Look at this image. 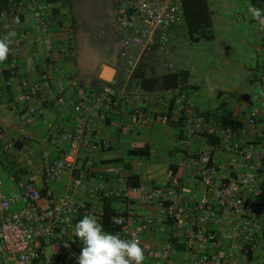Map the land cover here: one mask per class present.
Segmentation results:
<instances>
[{
	"label": "built area",
	"instance_id": "2783aa9c",
	"mask_svg": "<svg viewBox=\"0 0 264 264\" xmlns=\"http://www.w3.org/2000/svg\"><path fill=\"white\" fill-rule=\"evenodd\" d=\"M21 2L33 15L29 33L43 46L45 58H52L58 41L68 38L67 47L74 48L65 23L67 18L55 11L60 0ZM116 2L115 20L126 32L117 54L125 60L130 74L154 45L159 51L165 48L170 39L169 28L179 21L181 0ZM258 3L256 8L264 10V0ZM256 23L261 44L253 71L261 98L250 108L243 124L236 129H217V140L205 139L196 151L190 152L192 141L204 131L210 116L174 109L181 116L179 149L184 153L177 167L195 172L206 194L203 201L182 192L177 174L171 176L168 186L150 187L144 172L139 174V182L133 184L127 168L105 172L95 166L96 154L109 150L116 156L121 154L123 137L148 126L153 119L165 124L167 108L150 117L140 106L132 104L125 87L116 92L106 84L98 87L80 82L72 83V99L68 101L61 71L55 81L51 77L52 67L31 65L24 76L21 40L11 36L8 76H4L0 64V88L15 89L19 101L27 106V113L18 116L12 130L25 139L24 152L33 161L32 172L41 178L42 185L38 187L31 180L19 178L9 189L0 175V264H78L82 243L74 226L85 215H95L101 222L103 207L109 201L127 204L109 218L113 234L138 241L144 250V264L150 260L154 264H172L170 242L159 250L145 238L156 218L129 207L134 196L142 203L156 206L162 212V220L171 224L181 238L189 257L179 264H264V19ZM62 27L64 32H60ZM14 78L18 80L16 84ZM50 84L55 86L56 102L62 106L70 104L72 118L66 128L52 127L38 136L30 127L36 114L31 101L45 102L41 89ZM158 102L163 104L162 97ZM112 114L116 117L110 119ZM104 126L111 127L113 138L102 136ZM3 135L0 128V156L15 150L18 140L4 139ZM219 154L226 155L224 167ZM141 164L136 161L138 167ZM223 169L229 174H224ZM76 170L78 175L74 174ZM218 226L225 229L221 236L212 230ZM48 249L50 260H44Z\"/></svg>",
	"mask_w": 264,
	"mask_h": 264
},
{
	"label": "crops",
	"instance_id": "0c3cea01",
	"mask_svg": "<svg viewBox=\"0 0 264 264\" xmlns=\"http://www.w3.org/2000/svg\"><path fill=\"white\" fill-rule=\"evenodd\" d=\"M207 1L210 8V0ZM246 1L252 5L250 0ZM22 3L23 2L17 4L14 10L0 9V38H2V36H7L9 33H15L14 36L21 40V64L24 76H27L29 66L31 65L38 67L50 66L52 67L51 77L53 80H57L60 73L59 71L63 74V81L68 92V101H71L72 99V83L79 81L80 78V83L82 84L98 87L106 84L112 91L115 90L116 92L125 87V91L131 98L132 104L140 106L150 117L153 112L155 114V112H159L160 109L169 108L167 109L168 116L165 124L158 123L155 119H153L148 126H145L139 131H135L121 139V154L119 156L114 155L111 150L102 154H96V156H94L95 166L105 172H110L116 168H127L131 171L130 182L133 184L139 182L141 179L139 174L144 172L146 176L145 180L150 187L168 186L171 184V176L173 174H177L179 175L182 192L184 194L194 195V197H196L199 201L206 200L205 191L199 182L198 177L195 175V172L193 170L182 171L177 167V164L182 159L184 153L179 149L181 116L176 115L174 113V109L175 107H178V109L181 110V113L187 110L195 112H204L206 110L211 113L208 115L210 116V119L207 122L204 131L192 141L189 151L194 152L200 144L203 143V140H207L206 132L215 134L216 130L222 127L215 119V116H219L223 110L220 108L221 106L225 105L224 107L232 113L234 118L243 121L245 117L248 116L250 108L259 103L261 98L260 89L258 92L255 90L254 97L249 93L240 95V93L234 92L228 94L227 96L220 93L221 99L217 101V106L212 110H210L211 108L209 107L214 106L215 104L210 106L204 104L207 100H201L202 94L200 93V88L195 83L192 84L189 82V76L184 82L187 85H191V87L187 88L180 85L179 87H181V89L179 88L177 90L162 89L155 91H143L141 88L136 87L133 91H128L126 88L129 80L128 66L124 60H120L116 55L110 58L102 56L97 63L92 62L91 67H88V65H84L83 67L81 64L84 62L82 63V61H78L77 63V50L73 51L75 48L70 49L67 47V44L70 41L67 38L55 43V48L52 50V58H45L43 46L39 41L33 38L31 33H29L31 30L30 27H32L33 23V15L23 8ZM66 12L68 13V11ZM66 23H68L67 26H72L73 24L71 19L66 21ZM64 30L65 28L62 27L60 32H64ZM69 32L70 34L72 33L71 29ZM168 32L170 34V39L166 43L165 48L160 52L164 55L163 60L166 61L163 65L165 66L166 63L168 68H170V70L166 71H176L180 68V66L177 67L174 63L170 62L166 56L176 49V45H178L177 43L183 36L186 37L182 23V15L179 18V21L169 28ZM123 33L124 35L121 39L126 36V32L123 31ZM72 38L71 34V40ZM72 44H74V42H72ZM157 48V45L153 46V51H155V53H159ZM9 60L10 54H8V58L5 62L0 63L4 68V76H8L7 64ZM78 64L81 65L82 68H80ZM105 67L113 70L109 79H106L102 75L105 71ZM183 69L186 70L185 68ZM254 76L255 72L253 73V79H251L250 82L255 84ZM86 78H88L87 81L83 83V80ZM13 81L14 84L18 82L17 78H14ZM231 90L233 92L241 90V88L238 86L236 88H232ZM41 93L46 99L45 102H35V100L31 101V104H34L36 107V114L35 121L30 125V127L38 136L44 135L45 132L52 127H59L62 129L66 128L72 118L70 104L68 103L67 105L62 106L56 102L54 98V84L44 86L41 89ZM18 97L19 93L16 92L15 89L0 88V128L4 131V139L17 138V142L21 143L20 147L15 148V150H20V152L22 151L23 154L21 156L24 159L21 164L15 166L14 169L19 170L21 165H23L27 167V171H22L21 173L18 172L17 177H15L11 172L5 171L3 167H0V175L3 177L6 187L9 189L15 186V183L19 178L31 180L38 187H41V178L32 172L34 163L24 152L23 148H25V139L17 135L15 131L12 130V127L18 120V116H25L27 113L26 104L20 102ZM159 97H162L163 104L158 102ZM202 97L204 96L202 95ZM14 109H16V112H13ZM112 117L114 118L116 115L114 116L112 114L109 116L110 119H112ZM215 121L219 124V126L214 127L213 124ZM100 133L105 138L114 137V131L108 126L102 127ZM146 144V154L133 155L132 153H129V150L134 147H143ZM218 157L222 167H224L226 155L219 154ZM138 160L142 163L140 167L136 165V161ZM222 172L226 175L229 174L226 169H223ZM74 174L78 175L79 171L76 170ZM106 205H109L114 212L122 211L127 206V204L120 201H109L105 203L104 207ZM129 207L135 209L139 214H150L156 218L155 224L146 233L145 238L152 241L156 245L157 249L160 250L164 247L165 242H170L171 238H175L178 244V249L174 248L171 244L170 250L172 255L170 263L179 264L188 259L189 254L185 251L181 238H179V235L172 228V226L162 220V212L156 206L142 203L136 196H134L130 200ZM212 230L214 234L221 236L223 235L225 229L218 226L214 229L212 228ZM43 257L44 260H50L47 254ZM145 264H154V262L150 260L146 261Z\"/></svg>",
	"mask_w": 264,
	"mask_h": 264
},
{
	"label": "rangeland",
	"instance_id": "374dc122",
	"mask_svg": "<svg viewBox=\"0 0 264 264\" xmlns=\"http://www.w3.org/2000/svg\"><path fill=\"white\" fill-rule=\"evenodd\" d=\"M210 8L212 10L213 37L209 40L202 39L196 42L191 41L187 36H183L177 43L176 49L166 57L177 67L180 66L178 69L185 68L189 71V82L199 86L200 93L204 96L201 95V100H207L204 104L209 106L215 104L209 107L212 110L217 106V101L221 99L220 93L225 94V96L234 92H238L240 95L249 93L254 97L255 90L258 92L259 88L255 80V84L250 80L253 79V68L259 61L261 35L256 19L252 16L251 9L254 7L248 1L210 0ZM60 9L61 6L59 5V12L63 11L64 14L66 10L62 8L60 11ZM64 16L67 17L66 14ZM66 27L68 28V26ZM71 32L77 49L81 51L78 57L84 62V65L89 62H96L100 55L107 56V58L116 55L112 42L108 43V51H102L98 55V52L93 51L90 47V41L88 42L86 38L77 35L74 26H72ZM123 35V31L119 29L115 34L114 41H120ZM105 53L106 55H103ZM159 53L161 59L155 63L151 74L159 75L170 70L166 63L165 66L163 65L166 61L163 60L164 55L160 51ZM176 66L174 67L177 68ZM87 79H84L83 83ZM77 82H81L80 78ZM181 85L186 88L191 87L186 83H181ZM238 86L241 90L232 92L231 89ZM179 88L181 89V87ZM213 125L214 127L219 126L216 121ZM206 134L209 140L208 135L213 133L206 132ZM22 154L23 152L20 150L7 153L11 165H20L24 159ZM17 171L19 173L27 171V167L21 165ZM48 252H50L49 249L46 250V254L50 256Z\"/></svg>",
	"mask_w": 264,
	"mask_h": 264
},
{
	"label": "trees",
	"instance_id": "16d2710c",
	"mask_svg": "<svg viewBox=\"0 0 264 264\" xmlns=\"http://www.w3.org/2000/svg\"><path fill=\"white\" fill-rule=\"evenodd\" d=\"M21 1L22 0H0V9L14 10L15 6ZM250 2L253 7L256 8V6L259 5L258 2H260V0H250ZM180 10L185 34L191 41L202 39L209 40L213 37L212 11L209 8L207 0H181ZM55 11L57 12L58 10L55 9ZM160 59V53H155L153 50L149 54L143 56L129 77L126 87L127 90L133 91L136 87L141 88L143 91L172 89L179 87L181 83H184L187 80L189 72L184 69L165 71L159 75L151 74L153 66L156 62H159ZM224 106L220 107L223 109L221 114L215 116L216 121L220 123L222 127L231 126L234 129L240 127L243 124L242 121L234 118L232 113H230ZM203 113L205 116H208L210 111L205 110ZM208 136L210 142L217 140V137L214 134H209ZM20 145V142H16L15 147H20ZM129 153H132L133 155H144L147 153V144L143 147H134L129 150ZM0 165H2L1 167H3L5 171L11 172L13 176L17 177L18 171L14 169L15 166L11 165L7 153H3L0 156ZM113 213V209L109 205H106L104 207V217L100 222L103 225L104 230L110 233H113L114 231L109 220ZM169 225L171 226V224ZM170 243L174 248L178 249V244L175 238H171Z\"/></svg>",
	"mask_w": 264,
	"mask_h": 264
},
{
	"label": "clouds",
	"instance_id": "9594fccd",
	"mask_svg": "<svg viewBox=\"0 0 264 264\" xmlns=\"http://www.w3.org/2000/svg\"><path fill=\"white\" fill-rule=\"evenodd\" d=\"M57 10L59 12V7ZM61 12L63 13V11ZM251 12L254 19H264V10L252 8ZM69 28L68 26L67 29L69 30ZM14 35L15 33H9L0 38V63L7 60L9 54L8 40ZM177 88L172 89L176 90ZM117 222L122 223V220ZM74 228L76 237L82 243L80 254L77 257L78 264H144V250L138 241L122 239L119 234L105 231L97 216H83Z\"/></svg>",
	"mask_w": 264,
	"mask_h": 264
},
{
	"label": "flooded vegetation",
	"instance_id": "af4514ba",
	"mask_svg": "<svg viewBox=\"0 0 264 264\" xmlns=\"http://www.w3.org/2000/svg\"><path fill=\"white\" fill-rule=\"evenodd\" d=\"M60 4L61 8L68 11V13L65 11L66 18L72 20V26H74L77 35L86 38L88 42L90 41V47L93 51H97L100 55V52L108 51V43L112 42L113 49L116 56H118L117 50L121 39L120 41H114L115 34L120 29L115 20L116 0H60ZM72 26L69 25L70 29ZM72 37L75 48L73 51L77 50L76 59L78 63V61H81L78 57L81 51L76 47L73 34ZM103 55H106V53ZM101 57L100 55L96 63ZM118 58L123 61L120 56ZM91 63H86V65L91 67ZM81 65L84 67V63ZM81 65L78 64L80 68H82Z\"/></svg>",
	"mask_w": 264,
	"mask_h": 264
},
{
	"label": "water",
	"instance_id": "95a60500",
	"mask_svg": "<svg viewBox=\"0 0 264 264\" xmlns=\"http://www.w3.org/2000/svg\"><path fill=\"white\" fill-rule=\"evenodd\" d=\"M113 70L111 68H108V67H105V71L103 72V76L106 78V79H109L111 74H112Z\"/></svg>",
	"mask_w": 264,
	"mask_h": 264
}]
</instances>
